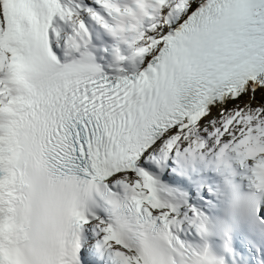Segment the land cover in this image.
<instances>
[{"label":"snow or ice","instance_id":"1","mask_svg":"<svg viewBox=\"0 0 264 264\" xmlns=\"http://www.w3.org/2000/svg\"><path fill=\"white\" fill-rule=\"evenodd\" d=\"M0 264H264V0H0Z\"/></svg>","mask_w":264,"mask_h":264}]
</instances>
